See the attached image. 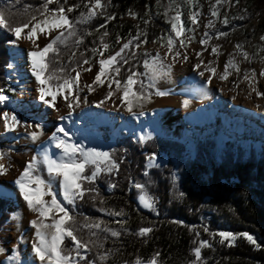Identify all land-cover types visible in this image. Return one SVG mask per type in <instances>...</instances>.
Instances as JSON below:
<instances>
[{
	"label": "trees",
	"instance_id": "16d2710c",
	"mask_svg": "<svg viewBox=\"0 0 264 264\" xmlns=\"http://www.w3.org/2000/svg\"><path fill=\"white\" fill-rule=\"evenodd\" d=\"M253 1L264 6V0ZM44 2L0 0V9L16 19H24L26 7L36 9ZM87 2L67 0L66 9L78 6L68 13L69 18L76 20L86 13ZM171 2L111 0L103 16L76 25L78 34L83 36V43L76 51V61L82 65L84 58H92L91 49L101 47L100 36L105 31L108 35L104 40L110 46L118 39L130 38L132 33L136 35L138 32H141V45L145 39L142 30L147 32V43L166 37L172 22ZM129 10L136 15H129ZM107 16H115V19L108 20ZM130 17L137 19L138 25ZM144 21L149 22L145 24ZM261 34L264 37V24ZM14 40L12 33L0 28V89L3 91L8 85L7 67L11 61L8 44ZM130 47L136 55L132 56L126 50L124 55L129 62L116 65L121 70L118 76L112 73L115 79L125 80L130 68L135 72L144 71L143 61L148 55ZM61 51L64 53L62 63L71 73V68L77 66L75 62L69 63L71 50L61 46ZM142 79L147 86L148 78ZM133 90H139V85ZM146 91L154 93L155 90L152 87ZM109 152L119 165L118 169L101 172L91 184L85 182L84 187L94 191L87 193L82 200L77 199L74 205L65 203L75 217L74 228L80 240L96 239L83 225L97 221H103L102 228L118 231L121 235L112 237L109 232H99L103 246L90 244V250L81 249V255L87 259L80 260V264H132L137 258L146 262L157 253L158 264H192L194 249L200 241H206L210 246L201 249V261L197 264H264V146L258 152L253 146L247 150L233 141L220 146L216 138H199L195 141V154L191 155L186 154L185 143L176 137L154 135L143 140L122 131ZM161 154L166 156V161L149 167L148 157ZM91 170L90 166L85 174L90 175ZM142 193L153 200L150 210H142L137 204ZM8 203V199L0 197V231L11 217L7 211ZM109 212L123 215H109ZM143 228L152 231L141 236L139 232ZM205 228L208 231H204ZM220 231H230L239 237L234 243L221 242ZM243 233L254 237L260 247L249 243L241 235ZM63 246L72 248L70 239H65ZM104 254L108 259L101 261L99 257Z\"/></svg>",
	"mask_w": 264,
	"mask_h": 264
},
{
	"label": "rangeland",
	"instance_id": "374dc122",
	"mask_svg": "<svg viewBox=\"0 0 264 264\" xmlns=\"http://www.w3.org/2000/svg\"><path fill=\"white\" fill-rule=\"evenodd\" d=\"M171 1L170 19L172 20L176 15L177 10L181 13L179 23H182L185 29L183 35L176 37L175 33L171 31L170 26L166 37L143 43L138 48V50H143L148 55L147 60L150 61L152 57L159 53L165 62V66L171 65V68L167 69L169 75L158 79L154 86V93L159 90L167 94L158 96L153 93L150 100L143 102L142 108L134 107L133 112H128L126 102L122 98V92H117L111 98L105 100L109 91L107 74L101 78L104 80L103 86L93 84L94 78L99 72L100 66L98 61L101 57L99 55L92 56L89 59L91 61L90 64H82L78 68L80 71V87L76 88L73 86L72 91L79 95L80 103L79 106H74L72 109L74 111L88 110L94 120L83 119L81 120L82 123L79 122L74 126L63 127L69 133L67 138L63 136V133L58 132V128L62 127L61 117L66 118L67 114L59 112V117H56L51 113L50 109L46 108L44 102L42 103L39 100L31 102L27 98L28 92L34 90L36 84V78L29 66L28 54L30 49L33 48L31 42L25 39H20L15 43L13 41L10 42L8 44L11 53L10 65L7 67L8 85L6 86V90L0 93L8 97L7 100H0V151L7 153L4 160L14 163L16 159L24 156L25 160H27V157L30 156L32 158L35 152H37L38 147L40 148L42 145L49 146L52 149L53 158H56L61 154V150L57 149L55 142L50 139L54 133L61 138L68 139L69 142L82 145L85 149L95 148L98 151L105 152H109L114 146L116 137L122 131L128 132L136 139L143 140L154 135L176 137L185 143L186 154L191 155L195 154V140L199 137H217L220 146H224L227 141H234L241 144L247 150L250 149L251 145L256 143L254 146L260 152L264 145V118L258 116L256 113L253 114L251 110L239 109L240 106L237 108L228 107L230 99L226 95H229V91L226 90V95H224L222 84L224 81L219 79V76L223 73L228 59L233 57L240 67V72L237 73L230 67L229 72L231 74L228 78L230 77L229 79L234 82L235 95L238 93L245 98V91L241 89L242 81H244V72L251 73L255 70L256 80L259 78L256 68L260 66L263 68L262 71H264V52L260 51L261 48H264V40L261 39L263 37L261 29L264 24V6H259L253 0H239V3L236 0H230V2L221 0L220 4H217L216 0ZM212 6L219 9L217 16L212 15ZM193 13L197 14L196 24H193L190 20ZM225 16L229 18L230 22L228 25L223 24ZM240 16L243 19H233V17ZM130 19L138 25L137 19L134 17H130ZM210 19L214 22L213 28L207 27ZM217 29L219 31H226L229 34L226 37L217 38ZM25 32H27V29ZM205 32L209 33L211 39H209L208 44H201L200 40L204 38ZM56 34V32H53L52 36ZM38 35L37 44L43 48L51 37H46L39 33ZM169 35H172L177 40L173 52L179 51L181 53V56L176 57L175 61H173L172 55L167 54V37ZM133 36L135 35L132 33L131 37ZM190 37L195 38L189 43ZM130 38L118 39L110 46L108 51L104 52V58L118 51L122 44ZM181 39L185 41V47H180L178 41ZM237 44L243 45V49H238L236 47ZM215 46H218L217 53L212 52V48ZM101 50L103 51L102 48ZM242 51L249 53L251 62L244 59ZM197 53H202V55L198 57ZM201 61H203V64L200 71H204L205 66L211 65L217 69L216 75L212 76L211 73L205 71L204 76H200L195 65ZM89 67H91V71H83V68ZM70 74L71 76L76 75L75 72H71ZM210 76L211 83H207ZM214 79L220 80L221 88L214 83ZM249 80L247 82L253 83L251 77ZM200 81L201 84L206 85L205 87H210L214 84L219 88L212 97V99H219V104L211 101L212 99L208 95L200 99L192 91L188 92L186 89L181 88L185 85H195ZM85 85H93L95 90L89 92L84 87ZM45 88L47 90V85ZM115 89L116 85L113 84L112 90L115 91ZM33 92L31 93L32 95H34ZM64 94H67L66 90L58 95ZM175 97L181 99L176 105L164 103V101H170ZM101 100H105L104 104L101 107H96V104ZM70 101L71 96H69L67 103ZM185 101H190V103L185 106ZM212 112H215V114H212ZM3 113L15 115L21 122L20 125L13 131H7L4 126ZM199 114L203 115V118L197 121L192 120L194 116ZM236 118L240 122V125L241 121H244V129L241 131V134H238L231 128V122L235 121ZM246 122L248 125H246ZM209 124L212 126H207ZM196 127L202 128V131L200 132ZM234 128L238 130V126L235 124ZM33 131L38 133L42 131L43 134L40 135L38 140L34 141L29 135ZM260 135L261 140H259ZM106 136L108 139L105 138ZM23 141H28L29 146H24ZM165 161L166 156L164 154L151 155L148 157L147 164L149 167H152ZM27 163L28 161L25 163V166ZM37 173V175L47 181L44 177V165L42 163L38 166ZM8 174L9 172L6 175H0V178ZM47 182L51 185V189L56 194L57 200L67 208L63 190L59 191L50 181ZM0 197H7L9 200V207H7L9 211H7L11 214V217L0 231V242L4 241V245L1 248L3 251L0 252V264H3L8 259L11 260L10 264H41L34 253V245H30L33 236H36V230L33 231L28 226L25 227L27 202L19 192L17 197L18 209L12 210L13 198L6 195H0ZM144 198L153 207L152 198L144 193L138 196L136 200L137 204L142 210H150L152 207L148 208L144 206ZM31 212L32 210L29 211V213ZM55 215L58 219L63 213H55ZM28 231L32 233L29 234L27 233ZM4 233L7 236L1 238ZM24 233H26V237L21 240L20 236L24 235ZM235 235L237 236L236 241L239 235ZM16 238H18L19 244H21L17 250L14 247ZM227 241L230 243L235 242L231 240Z\"/></svg>",
	"mask_w": 264,
	"mask_h": 264
},
{
	"label": "snow or ice",
	"instance_id": "6c2138e0",
	"mask_svg": "<svg viewBox=\"0 0 264 264\" xmlns=\"http://www.w3.org/2000/svg\"><path fill=\"white\" fill-rule=\"evenodd\" d=\"M224 2H230V0H224ZM239 3V0H236ZM111 0H107V3H102V0H88L85 7L87 8L86 13L81 14V17L76 20L69 18L68 13L73 12L78 6L73 5L71 7H65L67 0L61 3V0H45V2L36 9H32L28 6L24 9V19H16L11 13L5 12L0 9V28L7 30L12 33L16 40L13 43L19 41L20 39H25L30 41L34 50L28 55L31 61V71L35 76L37 82L41 85L40 99L48 104L50 107H55V101L58 94H61L66 90L67 94L63 95L65 101H69V96H71V101L68 103L69 109L74 106H79L80 97L78 94L73 93V86L76 88L80 87L79 77L80 71L78 68L81 67L80 62L76 61V51L79 49V45L83 43V36L78 34L77 24L88 23L92 19L96 18L98 15L103 16ZM217 4L221 3V0H216ZM56 4L58 7L51 8L50 5ZM219 9L212 6V15L217 16ZM129 15L135 16L129 10ZM197 14L193 13L190 20L193 24L197 23ZM106 19L113 20L115 16H107ZM233 19H243L240 17H233ZM181 20V13L177 10L176 15L172 18L171 31L175 33L176 37L183 35L185 29L183 24L179 23ZM149 21H144L147 24ZM229 18L227 16L223 19V24H229ZM105 27V25H101ZM207 27L213 28L214 22L210 19ZM27 29V32L25 30ZM234 30V29H233ZM99 31V29H97ZM56 32L55 36L52 33ZM217 32V38L226 37L229 33L226 31ZM39 34L46 37H51L48 43L41 48L37 44L39 39ZM91 35V33H87ZM142 34L145 37L144 43H147V32L142 30ZM108 35L105 31L100 36V48H92L91 52L93 57L99 55V72L95 76L93 84H98L103 86L104 80L101 78L107 74L109 83V91L105 100L111 98L117 92H122V98L126 102V107L128 112H133L134 107H143V102L150 100L153 93L146 91L147 88H152L155 86V82L163 77L169 75L167 69L171 68V65L165 66L164 60L161 58L159 53L152 59L144 60L143 67L145 71L135 72L131 68L128 70V75L125 80L121 81L115 79L112 73L116 76L120 73V67L116 66L118 64H127L129 59L124 55L126 50L135 56L136 53L132 52L130 46L139 48L140 47V36L141 32H138L135 36L131 37L127 42H124L122 46L114 54H109L107 58H104V52L108 51L110 45L105 42L104 37ZM195 37L189 38V43ZM163 39V38H162ZM209 39H211L208 32L204 33V38L200 40L201 44H208ZM264 40V37H261ZM71 41V44L69 43ZM177 40L169 35L167 37V49L168 55H172L173 61L176 57L181 56L179 51L173 52ZM180 47H185V41L183 39L178 41ZM61 46L65 50H71V55L69 57V63H76V67L71 68V72H75V76H71L68 73L65 65L62 63L63 52L61 51ZM238 49H243V45L237 44ZM103 49V51L101 50ZM74 49V50H72ZM218 46L212 48L213 53H217ZM260 51L264 52V48ZM83 56V53H80ZM147 55V54H146ZM202 53H197L199 57ZM242 55L246 61L251 62V56L249 53L242 51ZM119 58V59H118ZM187 59V57H185ZM82 63L88 65L91 61L88 58H84ZM203 61L195 65L196 70L200 76H204V72L207 71L215 76L217 69L211 65H207L204 71H200ZM233 68L237 73L240 72L239 65L235 62L233 57H230L224 66L223 73L219 76L221 80H227L228 76L231 74L229 68ZM83 71H91V67L83 68ZM47 73V75H46ZM68 73V74H65ZM261 76H264V71L260 72ZM142 77H147L149 84L145 86ZM252 78L255 82L256 72L253 70L251 73L244 72V79L249 80ZM55 81V83H50ZM207 83H211V76L208 78ZM116 85L115 91L112 90V85ZM47 85V91L45 86ZM135 85H139V90H133ZM89 92L94 91L93 85H85ZM251 91L255 92L257 96L264 97V93L258 91L255 87L250 85ZM3 89H0V93ZM155 95L164 96L167 93L157 90ZM51 96V100L45 99V96ZM251 95V92L249 93ZM8 97L0 94V100H7ZM235 99V97H233ZM105 100H101L96 104V107H101ZM190 103V101H185V106ZM257 107H260L257 105ZM61 119H64L61 117ZM4 126L7 131H13L20 125V121L15 115H9L8 113H3ZM39 127V126H37ZM59 133H63V136L67 138L69 133L65 131L63 127L58 128ZM41 132H31L29 135L32 140H38ZM61 138L55 133L50 138L55 142V147L61 150V154L56 158H53L47 150L42 153V159L38 160L33 158L30 160L19 177L15 180V184L19 187V191L23 196V199L27 202V206L30 210L37 213V219L31 221V225L36 229L37 243L34 244V253L39 259L41 264H80V260H86V256L81 255V249L90 250V244H97V246L102 247V241L99 237V232H109L112 237H119L120 232L111 230L109 228H102L103 221L86 223L83 227L90 230L91 237H95V240L90 239L88 242H84L79 239L76 234V229L74 228L75 217L72 216L69 210L56 198V194L52 191L51 185L45 181L41 176L37 175L38 166L42 163L46 166L48 175L52 179L59 180L63 189L64 199L68 204L74 205L77 199H83L87 193L94 191L92 188H85L84 183L88 182L91 184L95 181L101 172L107 171L111 172L114 169H118L119 165L113 160L111 152L98 151L95 148L85 149L82 145L69 142L68 139ZM7 153L0 151V175H6L8 167L3 163ZM91 166L92 170L90 175H86L88 168ZM35 185V187H33ZM111 187H115L112 185ZM138 188H142V185H136ZM45 196H50V200H45ZM144 206L151 208L152 204L145 199ZM103 211V209H102ZM55 213H63L58 219ZM109 215H123L121 212H109ZM51 217V223L46 222V220ZM117 223H121L117 221ZM152 231L151 228H143L140 230L139 235L145 236ZM204 231H208L207 228ZM215 235V234H213ZM218 235L222 238L221 242L225 240L235 241L237 236L230 232H220ZM247 239L249 243H252L256 247H260L257 244L254 237L248 233L241 234ZM65 239H70L72 242V248H66L63 246ZM210 246L206 241H200L199 246L194 249L195 260L192 264H197L201 261V249L203 247ZM3 249H0L2 252ZM74 253V254H73ZM158 256L149 258L146 262L140 258H137L135 264H158ZM101 261L108 259V255L104 254L99 257ZM95 264V262H92Z\"/></svg>",
	"mask_w": 264,
	"mask_h": 264
},
{
	"label": "bare ground",
	"instance_id": "6f19581e",
	"mask_svg": "<svg viewBox=\"0 0 264 264\" xmlns=\"http://www.w3.org/2000/svg\"><path fill=\"white\" fill-rule=\"evenodd\" d=\"M33 50H34V48H31L30 52ZM29 66L31 69L30 57H29ZM262 69L263 68L260 66L256 68V70L258 71V74H259L258 75L259 78H257L255 80V82L249 83V82H247L248 80L243 79L244 81H242L241 89L245 91V94H246L245 98L242 97V95H240L238 93H237V95H235L234 82L229 79L230 77L227 78V80H223L224 83H222V84H223V88H224V95H226V92H225L226 90L229 91V95L228 96L226 95V97L230 99L228 107H230V108L236 107L237 108L238 106H240L239 109H248L249 111L251 110L253 112V114L256 113L258 116H261L264 118V97L257 96L255 92L251 91V87H250V85H252V87H255L256 89H258V91L264 93V76L260 75V72L262 71ZM35 82H36L35 89L29 91L27 94V98L31 102H33V100L42 101L40 99V91H39L41 85L37 82V80ZM214 83H216L217 86H219V88L222 87V86L220 87V80H215ZM205 86L206 85H203V83L201 84V81H200L199 83L197 82V84H195V85H192V86L191 85H185L181 88L186 89L188 92L192 91L193 93L198 95V97L200 99L205 98V96H207V95L209 96V98L211 97L210 99H212L215 91L219 88H217V86L214 84H212L210 87L209 86L205 87ZM32 92L34 95L31 94ZM250 92H251V95H249ZM233 97H235V99H233ZM45 99L51 100V96L46 95ZM218 100L219 99H212L211 101L215 102L216 104H219ZM179 101H181V99L175 97L174 99H172L170 101H164V103L176 105ZM43 102L44 101H42V103ZM54 103H55V107H50L48 104H46V108H48V110L50 109L51 113L53 115H55L56 117H59V112H64L67 114V117L62 119V127H67V126L69 127V126L77 125L83 119H88L90 121L94 120L93 116L89 113L88 110L74 111L73 109H69V107L67 106V104H68L67 101H65L63 99V95H58L56 98V101ZM257 105H259L260 107H257ZM248 110H246V111H248ZM212 114H215V112H212ZM201 118H203V115L199 114V115L194 116L192 118V120L197 121L198 119H201ZM33 129H35V128H33ZM27 142L23 141V145L28 147L29 143H27ZM45 150H47V152L50 155H52V149L49 146L42 145V146H40V148L38 147L37 152H35L34 156H32V158L30 156H28L27 160H25V156L21 157L20 159H16V161L14 163L13 162L10 163L6 160H3V163L6 165V167H8L7 172H9V174L7 176H2L0 178L1 179V181H0V195H6V196L13 198L14 202L11 206L12 210L18 209L17 197H18V194L20 192L19 187L15 184V180L19 177L20 172L23 171V169L25 167V163L27 161L29 162L33 158H37L38 160L42 159V153ZM36 174H38V173H36ZM44 177L47 181H50L54 185V187L57 188L59 191L63 190L61 183H59L60 182L59 180L52 179L49 177L45 165H44ZM33 187H35V185H33ZM44 199L50 200L51 197L45 196ZM144 200H145V198H144ZM29 211H30V209L28 207H26L27 217L25 219V227L28 226L29 229H33V231H35L36 229L32 227L31 221L37 219V213H35L33 211L31 213H29ZM47 222L51 223L50 217L47 219ZM27 233L30 234L32 232L28 231ZM6 236H7V234L4 233V234H2L1 238H5ZM25 237H26V233H24V235L20 236L21 240ZM36 241H37V237L33 236L30 245L33 246L34 244H36ZM3 245H4V241L3 242L1 241L0 242V249L3 247ZM19 245L21 246V244H19L18 238H16V241L14 243L15 250L18 249ZM10 263H11V260L8 259V260H5L3 264H10Z\"/></svg>",
	"mask_w": 264,
	"mask_h": 264
},
{
	"label": "crops",
	"instance_id": "0c3cea01",
	"mask_svg": "<svg viewBox=\"0 0 264 264\" xmlns=\"http://www.w3.org/2000/svg\"><path fill=\"white\" fill-rule=\"evenodd\" d=\"M6 199H7V197H5ZM7 207H9V203H8V206Z\"/></svg>",
	"mask_w": 264,
	"mask_h": 264
},
{
	"label": "water",
	"instance_id": "95a60500",
	"mask_svg": "<svg viewBox=\"0 0 264 264\" xmlns=\"http://www.w3.org/2000/svg\"><path fill=\"white\" fill-rule=\"evenodd\" d=\"M8 210V209H7ZM9 211V210H8Z\"/></svg>",
	"mask_w": 264,
	"mask_h": 264
}]
</instances>
